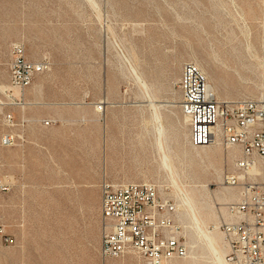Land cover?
Instances as JSON below:
<instances>
[{
    "label": "rangeland",
    "instance_id": "1",
    "mask_svg": "<svg viewBox=\"0 0 264 264\" xmlns=\"http://www.w3.org/2000/svg\"><path fill=\"white\" fill-rule=\"evenodd\" d=\"M263 17L264 0H0V264H101L104 180L156 182L176 200L188 254L167 264H224L208 232L219 221L226 258L239 188L224 175L239 151L192 145L180 76L194 61L219 99L264 96ZM16 41L50 62L25 108L2 104ZM3 112L32 118L14 128L27 141L1 144Z\"/></svg>",
    "mask_w": 264,
    "mask_h": 264
},
{
    "label": "built area",
    "instance_id": "2",
    "mask_svg": "<svg viewBox=\"0 0 264 264\" xmlns=\"http://www.w3.org/2000/svg\"><path fill=\"white\" fill-rule=\"evenodd\" d=\"M49 65L46 59L30 60L25 43L13 42L8 60L9 84L2 89L7 101L2 104L25 108L26 89ZM180 90V107L188 119L192 145L220 142L239 151L232 170L224 175L228 186L239 188V198L228 204L236 219L223 224L229 245L226 258L234 264H264V96L221 100L210 88L206 72L194 61L182 66ZM3 117L9 130L3 134L1 144L13 146L27 141L26 133L14 128H24L32 118L24 115L17 119L13 112H3ZM37 121L41 126H51L57 120L46 117ZM10 188V183L0 178V189ZM101 189V264H167L187 256L179 205L156 182L104 180Z\"/></svg>",
    "mask_w": 264,
    "mask_h": 264
},
{
    "label": "bare ground",
    "instance_id": "3",
    "mask_svg": "<svg viewBox=\"0 0 264 264\" xmlns=\"http://www.w3.org/2000/svg\"><path fill=\"white\" fill-rule=\"evenodd\" d=\"M263 22H264V20H263ZM247 33V32H246ZM249 35V34H248ZM247 35V36H248ZM250 36V35H249ZM264 40V39H263ZM251 44H250V42H248V47L250 46ZM264 45V44H263ZM138 78H140V77H138ZM143 81V80H142ZM144 83V82H143ZM142 83V84H143ZM146 85H148V83H146ZM4 85H1V87H3ZM148 88V87H147ZM210 88H213V86L210 84ZM146 89V88H145ZM160 105V104H159ZM161 129V128H160ZM164 131H165V129L162 127V129H161V133H160V137H164ZM217 144H221L220 142H217V143H215V144H211V145H217ZM207 146H210V145H207ZM201 147H205V146H201ZM236 150H237V148H230V150L228 151V155L230 156V157H234L235 156V152H236ZM219 154L222 156H224V150H220L219 151ZM170 167H172L171 165H170ZM236 193L235 192H233V191H225V192H223V196H222V198H223V200H230V199H235V197H236ZM190 197H191V199L194 201V202H196L197 200L195 199V197H194V194H191L190 195ZM209 206V204L207 203V202H202V204H201V210H202V212L204 211V210H206L207 209V207ZM208 215H211L213 218H217L218 216H217V213H216V211L215 210H212V212H209L208 213ZM201 218H202V220L204 219L202 216H201ZM215 223L217 224V227H216V231H209L208 232V235H209V239H210V241L214 244V246L216 247V246H219V249L218 250H216V252L217 251H219V254L218 255H220L219 257H220V259L222 260V262L224 263V264H231L226 258H224V252H225V250H224V245H223V237H222V235L219 233V231H217L218 230V224H219V221H215ZM197 230V229H196ZM208 230V229H207ZM201 233V232H200ZM207 235V236H208ZM200 238V237H199ZM191 242L192 243H195L196 242V239L194 238V236H192L191 237ZM215 248V249H216ZM217 255V256H218ZM218 258V257H217ZM219 259V258H218ZM213 260H215V259H213ZM216 261V264H219L218 263V261H217V259L215 260ZM221 264V263H220Z\"/></svg>",
    "mask_w": 264,
    "mask_h": 264
},
{
    "label": "crops",
    "instance_id": "4",
    "mask_svg": "<svg viewBox=\"0 0 264 264\" xmlns=\"http://www.w3.org/2000/svg\"><path fill=\"white\" fill-rule=\"evenodd\" d=\"M264 18V17H263Z\"/></svg>",
    "mask_w": 264,
    "mask_h": 264
}]
</instances>
